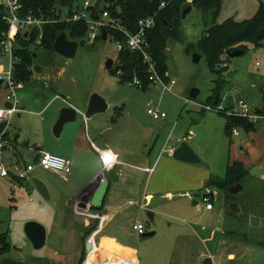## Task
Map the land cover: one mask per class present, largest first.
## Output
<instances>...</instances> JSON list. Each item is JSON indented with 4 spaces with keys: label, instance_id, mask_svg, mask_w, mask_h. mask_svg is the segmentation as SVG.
I'll return each mask as SVG.
<instances>
[{
    "label": "rangeland",
    "instance_id": "1",
    "mask_svg": "<svg viewBox=\"0 0 264 264\" xmlns=\"http://www.w3.org/2000/svg\"><path fill=\"white\" fill-rule=\"evenodd\" d=\"M84 1L78 0L76 6L81 7ZM88 1L91 4L99 2L101 8L105 4L111 5L110 0L109 2ZM257 7V0H222L217 22L221 23L228 19L235 21L249 19L254 15ZM211 23V19L207 18L205 24L200 11L192 8L182 20V39L168 43L165 52L167 72L165 81L175 82L171 92L163 91L160 84H151L142 90L129 86L127 83H121L114 74V67L118 65L119 60L110 37L106 40L97 39L91 46L84 41L78 46L72 59H65L53 51L43 49L39 44L40 41L36 40L29 45L28 50L35 55L33 65L39 67L40 72H35L33 67L30 81L26 84L22 83L24 90L16 91L21 112L16 113L9 123L10 132L7 130L9 125L0 124V137L5 142L4 148L14 146L15 143L10 138L14 132L18 134L17 150H21L22 145L29 144L37 145L39 150L49 151L48 147L42 145L43 140L50 133L52 136H48L49 139L54 137L52 127L58 116L56 113L49 118L46 117V114L42 112L46 103L57 94L58 97H55L57 101L48 109V114H52V110L60 106L62 101L66 105L73 104L84 109L89 96L97 93L106 98L108 104H117L118 108V111L110 108L105 113L94 116L92 120L96 123L95 133L101 132L105 140L120 145L121 149L136 153L139 151V139L143 137V130H150L153 131V136L147 140H149V147L155 146V153L163 146L177 145L180 139L179 141L185 142L197 156L206 159L209 165L202 162L194 167L204 170L208 166L211 170L214 184L209 187V190L214 192V209L202 214L201 222L208 225L211 230L217 228L218 234L214 240L206 242L201 247L195 244L198 243L197 239L195 240V232L197 233L199 227L186 212L191 209L193 200L197 201L199 206H205L201 199L202 194L190 195V199L189 197L181 198L180 194H176L172 196L171 201L161 200L162 206L155 213L154 221L148 220L147 207L137 208L134 210V219L143 223L147 230L152 231L154 228L156 235L142 238L136 236L129 227L123 226L122 234L120 233L118 238L124 244L133 246L141 264H149L146 260L145 247L153 249L155 257L150 264H181L182 262L185 264L190 262L193 264L203 262L206 264H264L263 164L258 163L257 156L251 155L249 176L243 184L242 192L238 195H228L226 191L216 187L224 180L227 164L233 157V148L230 147V143L235 144V151L244 148V141L251 142L256 148L264 145L263 132V135L254 140L248 138L242 129H235L238 132L237 136L230 133L228 137L225 134L226 117L241 118L234 113L239 100H244L252 111L259 108L258 110L261 109L259 114H264V44L261 47L247 44L242 55L228 57L225 62L226 67H220L222 71L219 77L210 72L204 56L200 55L195 47L205 28ZM195 55H200L197 63L193 62ZM108 60L113 64L111 70L105 68ZM0 66L7 69V57H0ZM217 80L223 82L218 99V105L223 108V111L206 112L193 104H212L215 97L213 90ZM192 89L198 90V96L195 99L189 96ZM6 93V87L2 86L0 99ZM185 99L190 100L186 105ZM148 109L164 112L166 118L154 120L147 114ZM263 126V123L259 122L254 127L259 129ZM65 127L67 129L68 125L62 130L61 140L58 139L61 142L67 133ZM96 144L100 147L99 142L96 141ZM51 151L54 153L53 150ZM239 152L243 154V151L239 150ZM7 156L3 155L6 165L19 161L16 156ZM163 156L172 159L166 153ZM7 182L0 181V236L8 234L10 243L24 244L26 250L31 251L33 248L23 233L24 224L29 218H33L32 221L42 223L50 231L46 217H51L56 209L52 204L39 202L41 200L29 180L24 183L27 190L23 187L14 192L11 190L12 184ZM228 196L232 198L229 199ZM29 199L32 202H28ZM230 202H236L241 206L242 215L233 216L229 213L228 203ZM59 207L64 208V205L60 204ZM74 207L75 204H72L70 209L72 213L75 211ZM40 212L46 213L42 218L44 221L36 216ZM88 223L92 224L90 221ZM95 224L96 228L98 221H95ZM176 236H178L177 241ZM98 237H96L97 245H99ZM35 251L40 250H34L33 253ZM200 254L210 258L203 261ZM86 258L87 255L83 257L82 264ZM98 260V262L88 260L87 263L98 264L100 259ZM38 263L52 264L49 260L42 259Z\"/></svg>",
    "mask_w": 264,
    "mask_h": 264
},
{
    "label": "crops",
    "instance_id": "2",
    "mask_svg": "<svg viewBox=\"0 0 264 264\" xmlns=\"http://www.w3.org/2000/svg\"><path fill=\"white\" fill-rule=\"evenodd\" d=\"M43 88L47 89L48 87L43 86ZM22 90H24L23 85L22 89L19 91ZM55 97H58V95L55 94L52 100L49 101L51 104L47 102L42 111L48 118L56 113V116H58V112L60 111L59 109L64 106H68L62 101L60 106L54 108L57 112L52 110V114H48V109H50L53 103L57 101L55 100ZM4 98L5 96L0 99V106L5 103ZM87 102L88 99L85 102L84 109L70 104L71 107L77 110V119L74 123L67 124V129L65 127L67 133L65 134L62 142L60 141L62 138V132L59 137H55L53 135L54 137H50L52 139H49L48 136H52L50 133V135L44 138L42 145L48 147L49 151L39 150L37 145L29 144L22 145V149L17 150V146H19L17 142L18 134L12 132L14 135L12 134V137L9 135L15 144L13 147L8 146L3 148V155H8L7 157L12 155L16 156L19 159V162H33L39 153H49L53 155L58 154V156L70 159L72 162V168L69 174L44 171L39 167H35L30 173V185L32 187L33 185L31 180L38 179L44 183L48 190V199H42L38 195L41 200L39 202L52 204L53 208L56 209V212H54V210L52 211L54 213L51 217H46L48 219L47 222L50 231H48L45 225L38 222L45 228L46 231V242L40 249L42 253H39L40 251H35V253H33L34 249L27 251L25 248L26 245L24 244L14 245L10 243L8 240V234H6L7 241L10 244L11 249L7 253L8 255L6 254L3 258L8 257L17 261H22L24 264H39L38 262H41V259L43 261L49 260L52 264L81 263L83 253L86 254L87 240L85 241V239L91 232L94 231L92 229L94 227L95 220L78 217L74 212L72 213L70 209L72 204H76L77 207H79V202H76L75 198L85 189L90 190L94 186L97 177L100 175L107 177L96 148L100 150L109 149L118 156V159L121 162L120 166L113 168L119 178L116 182H110L102 209L99 212L106 217L104 228L98 235L99 245L102 240L111 239L125 248L130 249L134 261H129V264H141V261L136 256V253L132 248L133 246L127 243L124 244L118 237H120L119 234L121 233L123 226L129 227L131 230L132 225L135 222H139L134 219L133 215L134 210L139 208V204L141 202L143 203V206L145 205L144 208L147 207V214L152 215V221H154L155 213H157L160 206H162V201H171L173 200L172 196L176 194H180L182 196L181 198L189 197L188 199H190L194 194H202L201 197L204 195H210L212 197L213 206L214 192L213 190H209L210 183L213 182V178L212 174H210L211 170L208 166L206 167L207 169L205 168L204 170H201L194 167L196 164L190 165L172 159H167L163 156V154H165L162 152L163 148L155 153V146L152 148L149 147V140H147L151 139L153 136V131L150 130H143V137L139 139V151L136 153L131 150L121 149L120 145L113 144L112 141L105 140L103 138L104 135L101 132H98L97 134L95 133L94 128H96V123H93L94 121H92L95 117L90 120H86L84 118ZM110 108H114L115 111H118L117 104H108V110ZM255 109L258 110L259 108ZM259 112H261V109L257 113ZM257 124H259V122ZM10 127L11 125H9L7 129L8 132H10ZM263 127L259 129L257 127L254 132H243L247 134L248 138L254 140L263 135ZM237 130L235 131L237 132ZM59 138L60 140H58ZM179 140L175 146H178L179 143H181ZM96 141L100 143V147L97 146ZM167 141L168 140H166V142ZM230 145V147L233 148V157L231 158V162L229 160L227 166L231 165L233 162H239L244 165L245 170L249 173L251 155L257 156L258 163L264 165V145L256 148L253 147L251 142L244 141V148L239 149L240 151H243L242 155L239 150L235 151V144L230 143ZM132 149L135 150L134 148ZM51 150H53L54 153H52ZM198 157L201 158V162L199 164L205 162V164L207 163L206 165H209L206 159L201 156ZM145 169H149L150 172H145ZM3 180L4 182L8 181L5 179H1L0 181L2 182ZM8 182L10 183V181ZM24 188L27 190V187ZM28 202L32 201L28 200ZM60 204H63L64 208H60ZM213 209L214 206L212 210H206L205 206H199V203L193 200L191 209L186 212L187 215L196 222V226L199 227L197 233L195 232V240L197 239L198 242H194L196 246L201 247L206 242L214 240L216 234H218L217 228L211 230L208 225L201 222L202 214L211 212ZM218 212L221 213L220 210H218ZM45 215L46 213L40 212L36 216H39L42 220ZM32 219L33 218H29L26 222L32 221ZM89 221L92 222V224L88 223ZM86 225L89 226L86 227ZM147 232H154L153 236L156 235V230L154 228H152V231L148 229ZM58 237H60L59 240ZM140 237L144 238L143 236ZM177 239L178 236H176V241ZM27 242L30 244L28 240ZM145 253L146 260L150 264L154 261L155 257L153 249L151 247H145ZM200 255L203 261L206 257H208L203 254ZM98 259H100L98 264H128L125 263V261H115L109 257H106L105 259L103 257H92V255L89 254L85 264H88V260H93L92 262L97 260L98 262ZM181 264L185 263L182 262ZM189 264H193V262H190ZM202 264H204V262Z\"/></svg>",
    "mask_w": 264,
    "mask_h": 264
},
{
    "label": "trees",
    "instance_id": "3",
    "mask_svg": "<svg viewBox=\"0 0 264 264\" xmlns=\"http://www.w3.org/2000/svg\"><path fill=\"white\" fill-rule=\"evenodd\" d=\"M77 1L20 0L21 16L32 15L45 21H50L42 27L39 44L43 49L52 51L54 40L60 33H65L70 41H76L79 45L83 44L87 33V25L83 22L67 23L60 21L63 18L64 11L65 15L69 16L78 8L76 6ZM257 1L258 7L251 18L242 21L228 19L221 23H218L217 19L222 0H193L190 5L186 4L185 0H110L111 5L105 4L103 8H101L99 2L98 7L93 4L89 9V13L91 18L99 19L105 10L108 12L109 19L125 27L131 33L137 30V23L140 20L154 17V26L147 33V54L154 62L158 74L165 81L167 79L166 48L170 41H180L182 39L181 15L184 9L187 7L196 8L200 11L205 24L207 18L211 19V25L205 28L195 47L200 55L204 56L210 72L220 77L222 71L220 67L228 59L227 53L235 50H243L245 52L247 44H251L254 47H261L264 44V0ZM106 2H109V0H106ZM162 2H166L167 6L160 9L159 6ZM3 13V8L0 6V38L7 30V26L2 19ZM106 34V39L110 35L117 40L123 39V36L115 31H106ZM38 35L39 30L33 29L29 37H19L17 39V48L14 51V56L18 61L14 64L13 72L16 82L26 84L30 81L31 69L34 67L33 57L35 55H32L28 48L29 45L38 39ZM118 60L120 70L118 73L114 72V74L115 76L118 75L117 78L121 83H128L134 77H137L143 85L142 89L150 85L146 74V66L143 64L140 54L124 50L118 53ZM222 84L221 80L216 81V86L213 90L215 92L214 95L220 93ZM254 126L255 124L250 123L246 119L227 116L225 134L230 137V133L234 129L254 132L256 131ZM248 176L249 173L245 170L243 164L233 162L227 166L224 180L216 187L230 195L227 189L238 183L243 185ZM213 184V182L210 183V186ZM95 225L92 230H94ZM10 249L7 235H1L0 260ZM89 255L99 258L103 257L104 259L109 257L121 262L125 259V263L133 261L131 250L111 239L102 240L100 245H95V249L91 250ZM83 257H85V253H83L82 259ZM82 261L80 264H82Z\"/></svg>",
    "mask_w": 264,
    "mask_h": 264
},
{
    "label": "built area",
    "instance_id": "4",
    "mask_svg": "<svg viewBox=\"0 0 264 264\" xmlns=\"http://www.w3.org/2000/svg\"><path fill=\"white\" fill-rule=\"evenodd\" d=\"M193 0H185V3L190 5ZM0 6L3 8V21L7 26V30L2 34L0 38V57H7L8 67L5 69L0 66V80L2 81L1 87L5 86L7 93L5 95V102L10 103L11 108H5L3 105L0 106V124L8 126L14 115L21 112L18 105L16 91L22 89V84L15 81L14 78V64L18 59L14 56V51L17 48V39L19 37L27 38L33 29L39 30L38 41L41 40V31L44 24L50 22L45 21L42 18H38L32 15L21 16L20 14V0H0ZM88 0H85L81 7H78L71 15H64L60 21H65L67 23H79L83 22L87 25V33L84 41L88 45H93L97 39L101 37V31H115L123 36V39H114V36L110 37L111 41L114 43L117 53L124 50H128L133 53H138L142 56L143 64L146 66V74L149 84H160L162 90L165 92H171L172 87L175 85L174 81L166 82L164 81L156 70V66L150 56L147 54V33L154 26V17H149L144 20H140L137 23V30L133 33L128 31L125 27L119 25L115 21L109 19L107 11H103L99 19H93L90 17L89 9L92 7ZM167 6L166 2H162L159 6L160 9ZM107 37V34H106ZM222 67H226V64H221ZM119 72V71H118ZM129 86H135L142 89L143 85L141 81L134 77L131 81L127 83ZM1 89V88H0ZM190 100L185 99V105L189 103ZM200 109L206 112H219L223 111V108L216 104H196ZM241 118L247 119L252 124H257L258 122L264 123V114H259L252 111L250 107L244 100H239L237 108L234 112ZM147 114L154 120L166 118L164 112H159L157 109H148ZM233 135H237L235 130L232 131ZM4 143L0 137V180L5 179L10 181L12 184L11 190L14 192L16 189L23 188L24 183L29 180L30 173L35 167H39L44 171H53L62 174H69L72 168V162L70 159L53 155L49 153H39L33 162L22 161L14 162L13 164L6 165L3 161V148ZM166 144V143H165ZM180 144V143H179ZM177 146H164L162 152L172 156L175 148ZM100 160L103 164L104 169H113L114 167L120 166L121 162L118 156L111 152L109 149L100 150L97 149ZM110 160V167H107V159ZM145 172H150L149 169H145ZM202 202L205 204L206 210H212V197L209 195L202 196ZM29 201H32L29 199ZM75 215L78 217L93 219L98 221V226L94 229L92 234L87 239V244L89 245V250L86 252L87 258L89 251L95 249L96 237L101 233L105 224V216L99 212H93L88 208L80 209L75 204ZM140 209H144L143 203L139 204ZM133 232L138 236H143L147 232L146 226L141 222H135L132 225ZM85 255V257H86ZM86 258V260H87ZM206 257L205 259H209ZM204 259V260H205ZM86 260L83 262L85 264Z\"/></svg>",
    "mask_w": 264,
    "mask_h": 264
},
{
    "label": "water",
    "instance_id": "5",
    "mask_svg": "<svg viewBox=\"0 0 264 264\" xmlns=\"http://www.w3.org/2000/svg\"><path fill=\"white\" fill-rule=\"evenodd\" d=\"M98 2L95 3V6L98 7ZM191 11V7H187L183 10L181 19H185L187 14ZM101 40H106V31H101ZM78 42L70 41L67 39L65 33H60L54 40L52 51L65 59L74 58L76 51L78 49ZM244 53L243 50H235L233 52L227 53L229 58L240 56ZM200 59V55H195L193 57V62L197 63ZM113 64L112 61L108 60L105 64L106 70H111ZM120 66L117 65L114 67V71L118 72ZM35 72H40L39 67H34ZM2 81L0 80V88ZM190 98L195 99L198 96V90L192 89ZM219 93H217L213 100V105L218 104ZM5 108L10 109L11 105L8 102L3 104ZM108 110V103L106 100L97 93H92L87 102V106L84 112V118L86 120L92 119L94 116L103 114ZM259 111V110H256ZM77 119V110L71 106H64L60 109L58 118L55 124L52 127V133L55 137H59L65 125L74 123ZM172 159L181 163L195 165L201 162L200 158L196 153L185 143L181 142L174 150L172 154ZM264 169V165H263ZM107 177L100 175L96 178L94 186L87 190L85 189L75 198L78 203L79 208L85 209L88 208L93 212H100L103 206L104 199L108 192L110 182H116L118 180V175L113 169H105ZM33 187L36 192L42 199H48V190L44 183L38 179L31 180ZM243 185L238 183L227 189V192L230 195H238L242 192ZM228 211L233 216L242 215V208L236 202L228 203ZM148 220L152 221V215L147 214ZM24 235L27 240L30 242L34 250H40L46 242V231L45 228L35 222L29 221L24 224L23 227ZM154 235V232H146L143 237H151ZM89 245L86 246V252L89 250ZM1 264H24L22 261H17L8 257L1 259Z\"/></svg>",
    "mask_w": 264,
    "mask_h": 264
},
{
    "label": "bare ground",
    "instance_id": "6",
    "mask_svg": "<svg viewBox=\"0 0 264 264\" xmlns=\"http://www.w3.org/2000/svg\"><path fill=\"white\" fill-rule=\"evenodd\" d=\"M106 159H107V160H106V161H107V167H110V165H111V164H110V160H109V158H108V157H106ZM89 252H90V251H89ZM88 254H89V253H88ZM124 261H125V259H123V261H122V262H124Z\"/></svg>",
    "mask_w": 264,
    "mask_h": 264
}]
</instances>
